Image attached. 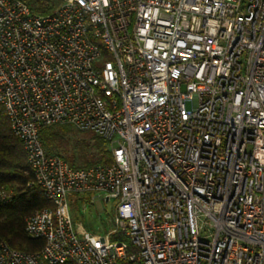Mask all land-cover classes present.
Masks as SVG:
<instances>
[{
	"label": "built area",
	"instance_id": "obj_1",
	"mask_svg": "<svg viewBox=\"0 0 264 264\" xmlns=\"http://www.w3.org/2000/svg\"><path fill=\"white\" fill-rule=\"evenodd\" d=\"M0 103L53 203L0 264H264V0H0ZM55 124L112 160L49 153ZM73 193L115 198V227L75 223Z\"/></svg>",
	"mask_w": 264,
	"mask_h": 264
},
{
	"label": "trees",
	"instance_id": "obj_2",
	"mask_svg": "<svg viewBox=\"0 0 264 264\" xmlns=\"http://www.w3.org/2000/svg\"><path fill=\"white\" fill-rule=\"evenodd\" d=\"M50 0H35L39 5L34 8L37 12L47 13L58 4ZM62 1V0H61ZM73 127L65 124L45 126L41 130V138L49 153H59L74 166H90L96 162H110L112 152L108 147V141L102 136L91 132L81 131L93 140L85 141L86 146L92 145L91 152H85V164H76L74 156L63 154L64 142L67 133ZM6 186L13 189V199L8 203L0 202V242H7L13 248L27 252L38 251L44 245L43 239H35L26 231V219L36 211L46 207H52V202L42 193L36 182L35 174L30 165L22 141L14 134L5 107L0 103V187ZM113 240H127V236L117 232ZM60 264H77L67 261ZM118 264H126V260L120 259Z\"/></svg>",
	"mask_w": 264,
	"mask_h": 264
},
{
	"label": "rangeland",
	"instance_id": "obj_3",
	"mask_svg": "<svg viewBox=\"0 0 264 264\" xmlns=\"http://www.w3.org/2000/svg\"><path fill=\"white\" fill-rule=\"evenodd\" d=\"M25 1L30 3L34 8L39 5L35 0ZM49 2L59 4L61 0H50ZM187 105L188 108H192L190 101L187 102ZM83 133L73 127L72 131L67 133L63 145L64 150H61L65 155L74 156L78 165L85 164V152L88 153L94 150L92 149V145L86 146L84 144L85 141H90L93 144V140ZM69 205L74 222L83 225L93 233L106 235L115 227L117 205L115 198L107 201L105 196L100 193H96L95 195L92 193H73L69 196ZM51 206L53 207V203ZM114 235L110 234L111 240H113L112 237Z\"/></svg>",
	"mask_w": 264,
	"mask_h": 264
}]
</instances>
